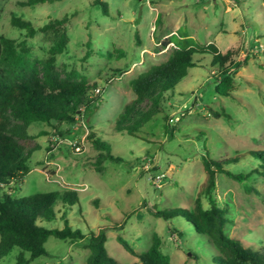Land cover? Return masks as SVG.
<instances>
[{
  "label": "rangeland",
  "instance_id": "1",
  "mask_svg": "<svg viewBox=\"0 0 264 264\" xmlns=\"http://www.w3.org/2000/svg\"><path fill=\"white\" fill-rule=\"evenodd\" d=\"M24 1L0 0V35L24 39V31L11 23L13 14L36 27L68 15L69 42L56 57V69L68 82H87L91 95L101 97L96 108L84 112L81 123L62 125L63 136L54 134L50 125L35 122L29 126L30 137H16L29 155L31 171L12 192L13 198L76 190L78 202L57 201L55 217L41 218L37 224L62 228L68 220L85 234L79 242L50 236L45 243L48 253L32 264H87L90 231L100 229H106L107 250L120 264L143 263L118 241V235L137 252H145L154 234L160 236L161 250L172 264H217L216 250L188 218L165 220L151 214L149 207L193 210L200 197L208 208L202 156L206 152L214 159L239 156L240 162L227 166L238 173L256 164L250 151L264 150V0H105L108 15L94 0L30 6ZM179 35L214 42L223 53L233 51L228 62L235 79L233 92L216 93L219 71L211 66L213 56L197 53L196 65L164 93L157 112L129 134L130 126L151 106L146 100L126 114L136 99L133 80L167 61L175 46L164 42ZM53 39L49 32L28 39L39 72ZM181 112L180 120H171ZM93 131L121 158L106 160L101 172L98 150L88 138ZM159 172L166 178L156 187L150 177ZM216 183L214 196L228 208L227 235L264 249V176L252 174L238 181L219 173ZM20 251L15 247L0 264H16Z\"/></svg>",
  "mask_w": 264,
  "mask_h": 264
},
{
  "label": "trees",
  "instance_id": "2",
  "mask_svg": "<svg viewBox=\"0 0 264 264\" xmlns=\"http://www.w3.org/2000/svg\"><path fill=\"white\" fill-rule=\"evenodd\" d=\"M55 1L59 0H26L23 4L30 6ZM93 4L99 5L105 15L109 14V5L105 0H94ZM68 19V15H65L36 27L31 20L13 14L11 23L24 31V39L17 41L0 35V259L18 247L21 251L16 264H32L36 257L47 254L45 243L50 236L72 242L85 238L84 232L73 228L68 220H65L62 228H46L37 224L41 218L55 217L57 201L69 204L78 202L76 190L37 192L23 198L12 196V192L19 189L24 177L31 171L27 162L29 155L16 137H30L28 129L35 122L46 123L54 129V134L63 136L62 125L81 123L84 112L96 108L101 99L98 95H91L87 82H68L56 69V57L65 51L69 42ZM40 32L52 33L54 39L39 72L32 59L28 39ZM171 43L175 49L167 61L152 65L133 80L136 99L126 114L146 100L151 101V106L147 114L130 126L129 134L140 130L142 124L157 112L164 93L174 88L196 65L193 56L197 53H210L213 56L211 66L219 71V77H215L216 93L228 96L234 90L235 79L231 64H228L233 51L223 53L216 43H202L190 35H179L176 40L169 36L164 44ZM214 114L220 115L219 112ZM88 138L98 150L97 171L104 170L106 160H121L111 152V145L94 131L89 133ZM250 154L257 161L256 164L249 171L238 173L227 166L240 162L239 156L214 159L208 152L202 156L207 173L204 194L208 208L198 197L193 210L159 209L154 206L149 207L150 213L165 220L179 216L188 218L194 229L204 235L216 250L213 261L217 264H264V249L248 247L241 240L227 235L228 208L221 206L214 196L219 173L238 181L246 180L252 174L264 176V150L250 151ZM89 235L85 245L90 249L87 264H120L107 250L106 229L90 231ZM118 241L143 264H172L170 256L161 250L162 240L158 234H154L153 243L145 252H137L121 235H118Z\"/></svg>",
  "mask_w": 264,
  "mask_h": 264
},
{
  "label": "built area",
  "instance_id": "3",
  "mask_svg": "<svg viewBox=\"0 0 264 264\" xmlns=\"http://www.w3.org/2000/svg\"><path fill=\"white\" fill-rule=\"evenodd\" d=\"M100 90H101L100 88H97L96 93L100 92ZM183 114H184L183 112H181L180 114L179 113L175 114L171 120L172 121H178V120H180V118ZM165 178H166V173L165 172H159V173H156L154 175H151L150 180L156 187H161Z\"/></svg>",
  "mask_w": 264,
  "mask_h": 264
},
{
  "label": "water",
  "instance_id": "4",
  "mask_svg": "<svg viewBox=\"0 0 264 264\" xmlns=\"http://www.w3.org/2000/svg\"><path fill=\"white\" fill-rule=\"evenodd\" d=\"M159 192H160V189L157 190V193H159Z\"/></svg>",
  "mask_w": 264,
  "mask_h": 264
},
{
  "label": "crops",
  "instance_id": "5",
  "mask_svg": "<svg viewBox=\"0 0 264 264\" xmlns=\"http://www.w3.org/2000/svg\"><path fill=\"white\" fill-rule=\"evenodd\" d=\"M160 192H162V191H160Z\"/></svg>",
  "mask_w": 264,
  "mask_h": 264
}]
</instances>
